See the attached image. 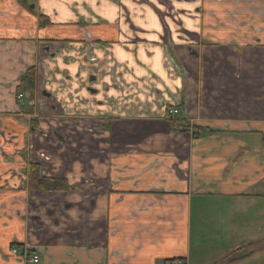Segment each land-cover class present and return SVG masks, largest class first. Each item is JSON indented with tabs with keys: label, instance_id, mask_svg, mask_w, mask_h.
I'll return each instance as SVG.
<instances>
[{
	"label": "crops",
	"instance_id": "crops-1",
	"mask_svg": "<svg viewBox=\"0 0 264 264\" xmlns=\"http://www.w3.org/2000/svg\"><path fill=\"white\" fill-rule=\"evenodd\" d=\"M178 258L264 264V0H0V264Z\"/></svg>",
	"mask_w": 264,
	"mask_h": 264
},
{
	"label": "trees",
	"instance_id": "trees-1",
	"mask_svg": "<svg viewBox=\"0 0 264 264\" xmlns=\"http://www.w3.org/2000/svg\"><path fill=\"white\" fill-rule=\"evenodd\" d=\"M43 24H46V21H42ZM36 74L37 70L35 67H30L28 68L23 76L20 79V84L18 86V90L20 93H25V92H32L36 88ZM38 174V168L37 166H33V170L31 172L32 175H37ZM38 179V178H37ZM38 181L43 182L41 185H45L44 187H49V186H54L55 188H61V187H67L66 182L63 179H47V178H40ZM34 186V184H33ZM249 247L245 246L239 249V252L237 251L233 256H229L228 258L225 259V262H230L234 260H243L246 257L249 256Z\"/></svg>",
	"mask_w": 264,
	"mask_h": 264
},
{
	"label": "built area",
	"instance_id": "built-area-1",
	"mask_svg": "<svg viewBox=\"0 0 264 264\" xmlns=\"http://www.w3.org/2000/svg\"><path fill=\"white\" fill-rule=\"evenodd\" d=\"M23 96H24L23 94L18 95L19 98H22ZM178 112H179V110L177 108H170L169 115L174 116V115L178 114ZM12 252L14 254H17V255H22L23 257H25L28 260V262L38 263L40 260L38 254H33L25 248L15 247L12 249ZM169 264H184V262L182 259H174Z\"/></svg>",
	"mask_w": 264,
	"mask_h": 264
},
{
	"label": "flooded vegetation",
	"instance_id": "flooded-vegetation-1",
	"mask_svg": "<svg viewBox=\"0 0 264 264\" xmlns=\"http://www.w3.org/2000/svg\"><path fill=\"white\" fill-rule=\"evenodd\" d=\"M24 95V94H23ZM26 96H28V95H24L23 97H26ZM22 97V98H23ZM53 134H55V135H57V136H60V134L58 133V131L57 130H54V132H52ZM38 167H39V165H38Z\"/></svg>",
	"mask_w": 264,
	"mask_h": 264
},
{
	"label": "rangeland",
	"instance_id": "rangeland-1",
	"mask_svg": "<svg viewBox=\"0 0 264 264\" xmlns=\"http://www.w3.org/2000/svg\"><path fill=\"white\" fill-rule=\"evenodd\" d=\"M49 135H51L50 132H49ZM178 259H180V258H178ZM182 260H183V259H182ZM183 262H184V264H186L184 260H183Z\"/></svg>",
	"mask_w": 264,
	"mask_h": 264
}]
</instances>
